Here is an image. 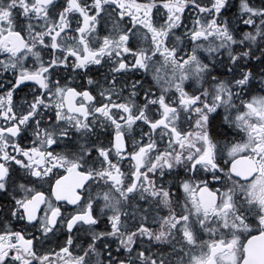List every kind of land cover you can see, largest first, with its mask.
Wrapping results in <instances>:
<instances>
[{
  "label": "snow or ice",
  "instance_id": "snow-or-ice-1",
  "mask_svg": "<svg viewBox=\"0 0 264 264\" xmlns=\"http://www.w3.org/2000/svg\"><path fill=\"white\" fill-rule=\"evenodd\" d=\"M0 264H264V0H0Z\"/></svg>",
  "mask_w": 264,
  "mask_h": 264
}]
</instances>
